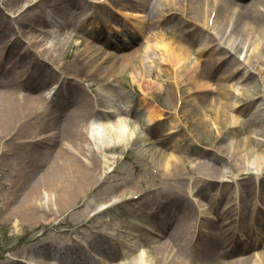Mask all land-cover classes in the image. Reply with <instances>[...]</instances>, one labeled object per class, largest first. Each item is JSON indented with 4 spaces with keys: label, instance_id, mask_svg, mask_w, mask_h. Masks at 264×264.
<instances>
[{
    "label": "rangeland",
    "instance_id": "1",
    "mask_svg": "<svg viewBox=\"0 0 264 264\" xmlns=\"http://www.w3.org/2000/svg\"><path fill=\"white\" fill-rule=\"evenodd\" d=\"M26 1L0 0V46L8 39H13L18 31L24 33V40L14 43L15 50L22 54L20 64H26L30 59L31 53L28 52L30 56H25L23 50L34 40L33 43L38 49L47 53L43 57L48 64L46 66L56 67L63 72L62 75L69 72L70 75L76 76L82 72L76 59L85 61L86 54H99L103 64L109 65L133 48L143 52L146 46L160 35L184 43L195 31L191 27L193 19L190 17L193 13L190 12L186 22L179 19V13L165 16L164 0H153L150 6L148 4L145 16L149 26L147 30H144L143 24L134 26L130 18L124 16L128 9L126 5L131 6L129 1L132 0H81L84 5L66 8L70 16L61 18L60 22L50 16L53 14L50 6L57 1H43L27 9ZM246 2L249 3V0ZM143 3L147 5L146 1ZM258 5L260 4L255 3L250 9H257ZM260 7L264 9L263 6ZM41 10H49L46 21L39 20L37 14H40ZM73 14L76 18H73ZM260 14L261 20L254 18L255 44L248 45L249 42L246 41L245 45H241L245 42L244 33L236 36L234 44L241 47L235 57L243 59V64L250 70V74L244 73V76L248 74L244 81L240 82L241 79H235V76L228 80L219 78L223 74L238 72L237 68H234V60L225 62L221 59V51H217L215 46L218 35H223L222 40H229L232 26L228 21L225 22L226 32L220 33L214 25L203 26L195 31L194 44L203 50V56L218 58L212 66L215 74L213 73L210 80L197 85L193 80L176 81L167 76L166 71H170L172 65L158 62V51L152 58L144 59L141 63L138 58L133 63L126 61V66L121 68L116 79L110 78L111 83L108 86L97 79V74L86 75V78L82 76L80 80L76 77L74 81L77 85L73 87L81 98L90 101L97 99L102 109L122 108L132 124L139 122L140 128L137 129L136 138L126 135L118 146H112L114 139L104 130L100 145L110 149L99 151V155L92 158L88 167L92 172L91 178L87 181L81 179L83 184L74 182L71 188L61 187L66 189L67 194H63L62 190L49 192L51 197L46 205L33 204V209L23 214L25 209L16 216L11 214L10 209L20 202L25 203L27 195L43 189L37 187V174H27L24 177L11 174L9 169L12 161L2 160L0 156V264H43L48 259H53L56 264H71L66 251L73 246V238L80 241L86 239L87 242L91 240L93 243L90 247H93L102 237L111 242L113 253H146L143 258H137L135 261H132L131 255L119 264H152L151 260L157 255L156 245L166 242L167 239L160 236L153 241L149 240L146 230L142 227L148 214L140 213L142 209L137 207L138 203L169 201L168 203H176V206L178 204L188 210L195 218L193 220L192 217L193 225L184 230V238L187 241L189 236L199 234V229H216L211 212L221 211V208L218 206V210L210 211L209 208L214 202L219 205L222 203L223 207L230 199L235 201L237 193L234 183H237L245 201H252L254 193L256 195L257 192L263 196L264 137L254 132L264 129V116L251 120L243 118V113H237L244 111V108L256 106H261L264 110V14ZM99 17L108 30L106 32L114 38H117L114 32L120 35L122 42L126 41L123 39L134 37L128 48L122 50L108 47L105 39L94 38L91 21ZM117 19L122 23L118 30L114 28ZM64 20L67 24L61 26L59 23ZM70 23L76 27L68 26ZM247 46L250 47V53L246 60L244 52H247ZM6 53V58L7 55L11 56L8 51ZM237 62L242 61L238 59ZM117 63L116 61L118 69ZM10 66L8 64L7 69L2 70H9V75L19 71V66ZM243 70L246 69H241L240 72ZM73 75L70 76L72 79ZM220 89L235 97L237 94L245 104L216 118L213 115V99ZM57 97L54 96L56 99ZM148 102L159 107L160 116L154 119L148 117ZM89 109H92V105H89ZM114 119L106 122L109 124ZM81 128L84 129L83 126ZM253 129L254 132H251ZM27 131L29 126L22 125L14 138L18 141ZM70 132L65 131L67 138H70ZM248 138L251 141H248ZM5 141L8 146L11 139L6 137ZM242 141L247 143L246 154L245 150L240 151ZM57 142L56 138L55 144ZM39 148L45 150L39 144L20 145L19 148H14L13 158L24 156L28 149L34 153ZM10 152L12 153L9 150L8 154ZM242 153L244 156L239 155ZM175 155L181 160L174 158ZM164 157H167V160ZM257 159L260 161L255 162ZM171 162L177 164L175 171L183 174L179 178L178 174L173 179L163 180L166 171L162 164L167 163L170 167ZM214 179L237 181L216 190L217 183L209 185L208 181ZM80 184L82 186L79 189ZM199 187L200 195H189L190 190ZM83 189L85 190L81 191ZM129 191H135L134 195L140 197L129 199ZM117 197L120 199L117 200ZM48 205L50 209L47 208ZM263 237L264 234L255 236L256 239ZM132 243L137 246L136 249L133 248V252L127 249ZM166 246L167 253L172 252L179 256L183 254L180 245H175L173 240L167 242ZM237 252L239 250L235 249L231 257L243 255L236 254ZM246 253L250 256L246 257L245 264H256L254 260L264 256V243L256 244ZM202 259L199 254L192 257V260ZM136 261L138 263H135ZM188 263L189 260H185V263L181 264Z\"/></svg>",
    "mask_w": 264,
    "mask_h": 264
},
{
    "label": "bare ground",
    "instance_id": "2",
    "mask_svg": "<svg viewBox=\"0 0 264 264\" xmlns=\"http://www.w3.org/2000/svg\"><path fill=\"white\" fill-rule=\"evenodd\" d=\"M43 1L56 2L58 0H27L26 9L34 5H39ZM62 2H67V5H69V3H75V1L72 0H62ZM178 2L180 3V7L182 9L180 11H182L183 15L187 16L190 14V12L193 13L196 24L201 23L203 24L202 26L210 27L208 24L212 20V25H214L216 29L218 28V31L222 33V31L226 32L225 22L228 21L231 23L232 27L228 37V41H230L231 44L228 45L227 43H218L220 48L226 49L225 53L228 55L227 58L231 56L233 59L234 54L240 49V45H233V41L236 40V36L240 33H244L243 40L245 42H242L241 45H245L246 41L249 42L247 43L248 45L253 44L254 40L256 39V36L253 35V32L255 31L254 20L262 19V17H260V12L264 14V9L259 7L260 5L264 7V0H249V3L246 4L235 2L233 0H178ZM255 3H259L260 5H258L257 9L254 8L251 10L250 8L252 6L254 7ZM53 5L55 4L53 3ZM132 6L136 7L135 9L138 10L144 9L142 8V5ZM54 9H57V6H55ZM58 9L60 8L58 7ZM54 12L57 14L56 10ZM133 18L135 19L134 21L138 23H142L144 21L143 17H141L139 14L133 15ZM249 19H251L252 22ZM218 37L221 39L223 35H218ZM24 38V33H20L18 31V33H15V37L13 39L10 38L5 43L6 50L11 54V56L7 58L14 57L12 66L20 65L22 58L21 52L15 50L16 46H14V43L24 40ZM33 42L35 41L33 40ZM33 42H30L31 48L30 46H27L23 51L24 55L26 54L30 56V54H28V52H30L31 57L29 62L35 65L39 64L38 66H42V68H44L43 65L45 59L43 57L44 54L47 53L45 50H39ZM121 45L124 46L123 44ZM146 47V50L143 52H141L139 49L133 48L125 52L122 57L116 58L113 63H110L109 65L103 64V60H101L99 54H86L84 55L85 61L78 58L76 59L77 65L82 72L76 74V76L75 74H71V76L73 75V80L76 79V77H78L77 79L80 80L82 76L86 78V75L97 74V79H99L100 82L102 81V84L108 86L111 83V81H109L110 78L112 77V80L116 79L117 75L120 74L119 72L121 71V68L126 66V61L133 63L136 61V58H138L141 63L143 59L152 57L151 54L153 53L154 55L156 51L159 52V54L156 55L157 58L160 57L163 61L172 65V68L170 71H167L166 75L174 78L175 80H186L194 77L193 79L195 83H202L205 80H210V77L213 75L211 64L207 58H203L201 56V51H194L195 57L193 60L190 58V54L192 52L188 47L182 46L180 43L174 42L163 35L156 37L155 40L151 44L149 43ZM150 47L153 48L150 49L151 51L149 52L148 49ZM245 50L247 52H244V59H246L247 56L249 57L250 47L247 46ZM116 61L118 62V69L116 68L115 64ZM0 63H2L1 57ZM248 69L249 68L247 66L246 71H248ZM53 71L55 72V76L58 75V81H60L59 87H61L63 84H66L68 82V78L70 79V77L66 74L60 77L56 68H53ZM67 73L70 74L69 72ZM229 77L230 75L227 74L221 75L219 78L227 79ZM242 77L243 74L239 76V78ZM50 79L51 78H43L39 83H32L27 82V79L21 75V71L12 72L9 75L8 71L4 72L0 69V156L2 157V160L12 161V165L9 169L11 174L24 177L26 176L27 172L35 171L38 176L37 187L38 189H43H39L37 192L38 194H32L34 192L32 190V195H27V201L25 203L20 202L19 204L13 206L10 211L12 215L15 214L14 216H16L18 213H22L25 209L26 211L23 212V214L27 213L33 207V204L37 205L39 203L38 205H46L47 200L50 199L49 197H51L49 192H57L62 190L63 194H67L66 189H62L61 187L71 188L74 186V182L82 183L81 179H85V181H87L88 178H91L92 172L88 169V167L92 163V158L99 155V151L101 150V148L98 147L99 151H97L95 147L99 142L98 132L100 130H107V133L113 137L114 142L118 144L125 135H129L132 138L136 133V130L140 127L138 121L137 123L132 124V121L130 120L127 113H125L123 110L116 109L101 113L100 116L103 119L116 117L113 122L109 124H102L101 128L99 125L97 127L90 126L91 128L86 133V131L83 130L81 126L84 127V122L91 113L86 104L88 103V100L77 103L78 107H73L69 111L61 110L54 119L45 120L43 117L44 114H51L54 112L50 106H46V104L43 105L44 101H46L51 94L50 91H46L45 88L46 85L50 83ZM73 84L74 83L69 82V85ZM19 89H22V92ZM69 93L70 91H68V94ZM232 97L233 99H231ZM213 101V112L216 118L220 117L221 114H226V112L242 103V101H240L237 96L235 98V96L228 95L225 92L223 93L222 90L217 92V95L214 97ZM67 102L68 101H66V103ZM256 109L257 107L253 109V112H256ZM148 113V117L154 119L155 117L160 116V109L157 105L150 104ZM33 119H39L43 121L38 123V125H33L31 122ZM104 122L105 121L101 120V123ZM22 125H28L29 131L26 132L27 137H25L27 139H24L25 137H23V139L20 141L28 142L29 140H34L38 144H43L42 147L45 150L38 149L33 153L29 152L28 149L24 156L14 159L12 157L13 154H8V150H12V148L14 149L15 147L19 148L20 145H26V143H22L20 141L15 142L16 138H14V135L18 134L19 128L21 129ZM87 127H89V125H86L85 129H87ZM34 128H36V130H34ZM65 131H71L69 133L70 138L65 136ZM254 133L261 135L263 134L264 137L263 130H258ZM6 137L11 139L8 146H6ZM56 138L58 142L55 144ZM248 141H251V139L248 138ZM242 143L243 141L240 142V151L245 150L244 153L246 154L248 153V151L245 149L247 143ZM11 145L12 148L10 147ZM103 149L107 150L108 148ZM244 153L239 155L244 156ZM164 158L167 160V157ZM174 158L178 157L175 155ZM34 160L35 167L29 168L27 163ZM177 160L180 161L181 159L178 158ZM243 161L244 158L242 159V162ZM259 161L260 160L258 159L255 160V162ZM256 164L260 165L259 163ZM162 165L166 171L163 174V180L173 179L178 174L179 175L177 178H179L183 174L179 171H175L177 169L176 163L171 162L170 167L167 163H163ZM209 182L221 183L223 181L222 179H214L209 180ZM82 184L78 186L79 189L81 188ZM84 190L85 189L81 191ZM129 194L130 196L128 197L132 199V194L134 195L136 192L129 191L128 195ZM116 199L119 200L120 198L117 197ZM47 208L50 209V206L48 205ZM232 210L233 206L230 208H225L223 211V215L228 217L226 219L228 220L226 224L232 222V220H229V217L232 215ZM259 210L260 209L255 202L251 203V207L247 209V212L251 211V214L254 215ZM242 214H244L242 208H240L239 212H234V215H238L240 217H242ZM238 230L242 232L243 235L246 233L240 230V228H238ZM245 230L247 229L245 228ZM166 234L168 235L167 240H165L166 242L163 241L156 245V249H158L157 255L153 257V260H151L152 264H167L169 262L171 264H181L185 263V259L188 256H193L194 250L189 247L188 243H184V241L182 242L183 237L180 231H176L175 234ZM216 235L217 234L212 233L209 235V237L213 241H216L218 240ZM170 240H173L175 245H180L183 252L181 256L172 252H166V243ZM129 243L131 242L129 241ZM229 244L230 242L225 245L226 253L229 250ZM134 246L135 245H132V247ZM249 246L250 245L244 248H248ZM138 248L136 251L139 250ZM208 250L211 252V255L218 259V253H220V250L217 252V249H212L211 247H209ZM131 255H133L132 261H135L137 258H143L146 253H125V256L122 258L121 262H124ZM49 261L50 260L44 261L43 264H47ZM234 262H237V260L227 261L226 263L233 264ZM240 262L241 264L246 263L244 260H240ZM135 263H138V261ZM256 264H264V256H262L260 259H257Z\"/></svg>",
    "mask_w": 264,
    "mask_h": 264
}]
</instances>
